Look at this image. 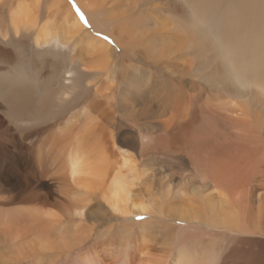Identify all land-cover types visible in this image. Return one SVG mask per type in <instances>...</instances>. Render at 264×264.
I'll use <instances>...</instances> for the list:
<instances>
[{"label":"bare ground","instance_id":"1","mask_svg":"<svg viewBox=\"0 0 264 264\" xmlns=\"http://www.w3.org/2000/svg\"><path fill=\"white\" fill-rule=\"evenodd\" d=\"M262 181L264 0H0V264H264Z\"/></svg>","mask_w":264,"mask_h":264},{"label":"rangeland","instance_id":"2","mask_svg":"<svg viewBox=\"0 0 264 264\" xmlns=\"http://www.w3.org/2000/svg\"><path fill=\"white\" fill-rule=\"evenodd\" d=\"M82 103H84V101H82L79 105H81ZM144 149L147 151L148 155L143 156V157L140 156L137 159V162L139 161L138 163L143 164L141 166V170L143 169V171H146V175H145L146 184H144L143 182L140 185L134 186V189H133L134 192L132 193V198L135 201L147 200V198H149L150 189L151 190L154 189V192L156 189L160 191L157 195H155V198H159L161 191L163 195L167 197L165 192H167L166 190H168L171 185H175V186L178 185L179 187H182L184 184H186L188 180L187 176L189 172L186 169V165H184L181 161L179 160L177 161L169 157V144L158 145L157 150H151V149L149 150V147L144 148ZM151 151H154V152H151ZM147 174L149 176H147ZM151 178L153 180H151ZM148 180H150L151 183H149L150 181ZM261 183H264V182L262 181ZM263 185L259 186L257 189H254L252 193L251 203H252L254 211H257V209L262 205L264 207V188H263L264 186ZM40 190H42L41 187H40ZM254 213H251V218L249 217L247 221L255 219L256 213L255 214ZM114 221L115 220H113V222ZM261 237L264 238V236L262 235L259 237L250 236L251 245L253 247L255 246L254 248H256L258 244L260 248L264 247V245H262L261 240L263 239ZM222 240L223 238L219 237L218 242L222 243Z\"/></svg>","mask_w":264,"mask_h":264},{"label":"snow or ice","instance_id":"3","mask_svg":"<svg viewBox=\"0 0 264 264\" xmlns=\"http://www.w3.org/2000/svg\"><path fill=\"white\" fill-rule=\"evenodd\" d=\"M77 10H78L79 14H80L81 16H83V21H84L85 24L87 25V24H88L87 18L84 16V14H83L82 12H80V10H79L78 8H77ZM105 37H106V40L109 39L107 36H105ZM141 219H142V217H141Z\"/></svg>","mask_w":264,"mask_h":264}]
</instances>
